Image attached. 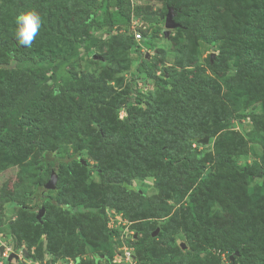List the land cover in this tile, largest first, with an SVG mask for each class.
<instances>
[{"label": "trees", "instance_id": "16d2710c", "mask_svg": "<svg viewBox=\"0 0 264 264\" xmlns=\"http://www.w3.org/2000/svg\"><path fill=\"white\" fill-rule=\"evenodd\" d=\"M164 2L163 12L173 9V20L179 25L177 32L182 31L180 18H189L186 36L219 48V56L212 64L208 61L209 70L220 74L231 68L230 74L221 80L212 78L204 73V68L191 69L195 60L187 58L181 63L180 74L173 75L168 66L163 72L170 73L169 78L163 81L160 74L156 75L158 66L154 61L159 58V65L166 61L158 53L151 59L146 57V49L154 48L164 15L149 12L132 0L0 2V16L4 12L9 20L0 27V53L8 58L0 62V72L8 77L3 69L10 70L12 65L11 69L26 79L30 75L27 88L12 105L0 106V148L16 145L23 150L27 144L36 148L35 174L29 175L37 181L32 189L21 193L34 203L21 210L33 215L31 230L42 229L53 214L62 216L71 226L72 240L67 246L47 247L44 251L48 256L46 264H64L66 257L72 258L73 264H100L101 259L103 264H113L117 248L123 246L132 250L136 264H221L222 255L229 264H264V155L255 153L251 163H238L242 155L252 157L253 151L246 150L248 144H258L264 150V0ZM28 10L39 13L42 27L32 45L24 47L17 42L15 19ZM135 21L147 25L148 32L142 35ZM90 27L96 33L87 36ZM115 29H122L125 34L119 49L123 47L127 67L132 70V89L126 91L121 103L109 99L97 108L107 92H101L103 87L97 79L85 76L91 73L80 77L82 73L74 71V63L82 55L92 56L94 48L101 45V35L111 37ZM135 32H140L139 40L135 39ZM63 43L70 44L64 53L58 49ZM177 53L182 60L184 54ZM35 71H40L39 77ZM49 83L54 85L50 95ZM223 84L225 91L220 89ZM256 105L261 112L256 111ZM121 110L126 113L123 127L109 129V121L119 120ZM246 119L252 130L245 133L242 121ZM42 127L59 130V136L64 138L61 142L68 144L76 142L81 131L86 134L85 145L92 141L98 154L112 152L118 161L108 167H89L82 163L79 149L71 157H59L57 147L50 149L41 139L30 141L32 130ZM205 136L215 137L219 147L215 154L209 152L197 159L196 150L201 146L198 141ZM134 148L139 150L137 154ZM142 156L156 162L148 170L151 175L162 170L184 172L180 195L182 199L183 194L186 196V205L179 204L173 211L165 201L152 202L139 190L130 188L127 179L141 175L132 163L140 162ZM126 159L130 163L122 167ZM72 167L93 169L101 180L98 195L69 192L70 187L82 188L81 184L60 182L61 173ZM52 169L57 173L56 187L46 190L44 185ZM254 176L261 177L262 183L252 194L247 187ZM42 177L44 183L38 181ZM70 177L72 181L76 179ZM117 190H123L138 203L136 214L134 206H121ZM48 191L54 196L45 195ZM0 201L4 202L3 198ZM8 206L14 207L12 201ZM39 206L44 209L41 218L37 217ZM212 208L223 213L220 223L210 222ZM106 210L121 215L126 225L109 229ZM178 211H185L182 216L186 221L179 220ZM27 222L31 221L26 219L22 228L10 231L15 249L21 239H32V232L25 231ZM179 223L183 224L182 229L176 226ZM181 230L185 234L184 250L175 241ZM47 234L51 245H55L54 232ZM80 255L92 258L84 261Z\"/></svg>", "mask_w": 264, "mask_h": 264}, {"label": "rangeland", "instance_id": "374dc122", "mask_svg": "<svg viewBox=\"0 0 264 264\" xmlns=\"http://www.w3.org/2000/svg\"><path fill=\"white\" fill-rule=\"evenodd\" d=\"M2 0H0L1 2ZM132 3L135 5H141V7H144L149 12L156 13L157 15L163 17V21L165 22V18L167 15V12H163V6H164V0H132ZM184 3V2H182ZM185 4V3H184ZM183 4V5H184ZM8 17L4 12L1 13L0 16V27L3 25H6L8 23ZM181 22L180 29L182 31L177 32V30L174 28H165L164 22L161 25V32L157 35V41L154 45V48L152 49H146V57L152 58L155 57L158 53V55L163 58L166 62L165 64L159 65L160 59L155 58L154 64L158 66V70L156 71V75H161V79L163 81H167L169 78V74H165L163 71L168 69L169 67H172L173 75L180 74L183 69L181 68L182 61H184L187 58L194 59L195 62L190 66L191 69H197V68H204V73L206 75L217 78L218 80H221L222 77L226 76L227 74H230L231 68L223 69V71H220V74H213L209 70V64L213 63V61L216 59L217 56H219V48H211L207 44H204L200 42L199 40L194 39L193 36L187 37L185 34V27L189 24V18H180L179 20ZM136 22V21H135ZM175 22V19H174ZM137 25L140 26V32L142 35L144 33L148 32V26L145 25L143 22H136ZM123 29V28H122ZM122 29H115L113 32V36L107 37L105 35H101V45L94 48L91 55H82L75 63V72L82 73L80 77L83 76L84 73H91L87 74L85 76L91 77L93 80L94 78L97 79V83L103 87L101 92L106 91L107 95H105V98H102L99 100V104L97 106L100 107L101 103H108L109 99L110 101L114 100L118 103L122 102L123 96L125 95L126 91L128 89H132L131 87V72L132 70H129V67H127V55L124 52L123 47L119 49V45L121 41L125 40ZM139 32V33H140ZM96 30L94 27H90L89 31L87 33V36H91L92 34H95ZM179 41V44H177ZM5 44L7 42V39L4 41ZM223 46V44H222ZM70 47V44L63 43L58 49H60L63 53L67 52ZM193 49V51L191 50ZM116 52V53H115ZM177 52H180L183 56L182 60L179 58V54ZM213 55V56H212ZM134 60L137 59V57L133 58ZM8 60L7 56L2 55L0 53V62ZM9 63V61H8ZM163 65V66H162ZM9 66L10 70H5L6 76H4V73L0 72V106H9L12 105V102L14 101L15 97H17L19 94L22 93V91L27 88V85L29 83L28 78H30V75H27L24 77L21 72L15 71ZM31 74V73H30ZM35 76H40V71L34 72ZM83 76L82 78H84ZM98 76V77H96ZM171 79V78H170ZM20 80V81H17ZM77 82H73L72 85L75 87H78L76 85ZM53 84L49 83L48 94L50 95L53 90ZM80 87H83L82 82L80 81ZM150 87V85L148 86ZM220 89L222 91H225L224 84L220 86ZM100 92V93H101ZM259 106L256 105V111L261 112V109L258 108ZM31 114L36 117L35 112H31ZM97 114V113H96ZM126 116V113L121 110L118 115V119L115 120L111 119L108 123L109 129H119L123 127L122 120ZM242 128L243 131L250 132L252 130L251 122L246 119L242 121ZM241 128V129H242ZM85 136L86 134L79 132V137L76 142L72 141L71 144L68 143H62L64 141V138L62 136H59V130H55L54 127H51V129H48L45 127L39 128L36 130H32V138L30 141L35 139H41L43 144L47 146L50 149H53L57 147V152L59 157H71L73 155L74 151L76 149H79V156L81 159L85 162V165L88 164L89 167H95L98 165H105L110 166L113 163L117 162V154L113 155V153L109 154H98L95 149L92 147L94 145V142L90 141V143L85 145ZM90 136V135H89ZM81 137V138H80ZM59 138V140H58ZM83 138V139H82ZM207 138V141L203 143L201 140ZM201 140L198 141V143L201 145L197 147V159H203L204 154L213 152L216 153L215 150L218 149L219 144L215 143V137L210 138L208 136L203 137ZM62 141V142H61ZM201 141V142H200ZM195 145V144H193ZM192 145V146H193ZM16 145H9V146H2L0 148V199L3 198L4 202L0 201V207L3 208L2 212L0 209V246L4 247V255L0 257V264H4V260H6L7 257H9L10 253L14 254V257H12L11 262H7V264H46L48 261V256L45 254L44 251L47 249V247L52 246H67L69 241L72 240L70 238L69 233L71 226L67 223L66 220H63L62 216L53 214L50 215V220L47 224H44L42 229L40 227H34L31 230L32 226V220L33 215H27V213H23V208H31L34 206V203L30 200H26L21 196V193L23 190H30L33 188L35 182L37 181V178L31 177L29 173L31 172L33 175L35 174V171L33 169L34 161H36L37 154L35 152V147L27 144L25 145V148L23 150H20V146ZM194 147V146H193ZM247 153L248 150H252V157L250 155H242L239 158L238 163L239 164H249L252 162L253 157L256 153V155L261 156L264 155V150L258 145L251 146L248 144L246 147ZM135 149V148H134ZM221 149V148H220ZM136 154L139 152L138 149H135ZM142 154V153H141ZM107 157H104V156ZM134 155V154H133ZM79 157V158H80ZM104 157V158H103ZM106 159V160H105ZM130 162L128 159L122 161V167H127ZM132 164H135L136 168L141 170V175L136 177H131L130 179H127L128 183L131 185V189L139 190L141 193L146 195V197H149V200L154 202H163L165 201L167 205H171L174 209H178L179 204L186 205L187 198L183 194V199L181 198V181H183V173L180 170L178 172L170 171V170H162L159 172H156L154 174H149L148 170L155 166L156 162L150 161L149 158L142 156L141 161L133 162ZM121 170V169H120ZM120 171L116 173V175L119 174ZM126 172H124L125 174ZM71 176H74L76 179H74V183L72 184ZM42 180V181H41ZM38 181L44 183L43 177L38 178ZM62 183H69L71 186L81 184L82 188L79 190H73V188L70 187L69 192H83L85 191L86 195H93L99 192L101 180L99 176L91 169L90 171H82L78 167H72L71 169L64 170L61 173V181ZM47 183V182H46ZM45 183V184H46ZM262 183V178L259 176H254L253 179L248 183V192L254 193L256 191V188L258 185ZM161 187L159 188L158 186ZM117 195L120 197L122 203L121 206H125L128 209H131V206H134V212H136L139 209V206L137 205L136 201H132L133 197H130L126 192L123 190H117ZM82 194V193H79ZM131 194V193H130ZM45 195H51L54 196V192L48 191ZM84 195V194H83ZM82 195V196H83ZM79 197V195H78ZM160 199V200H159ZM181 199V200H180ZM12 201L14 204V207L8 206L9 202ZM180 201V202H179ZM217 209V208H216ZM110 213V217L112 216V211L106 210ZM114 212V211H113ZM133 213V211H130ZM185 211H178L177 217L184 221H186V217L182 216V214ZM209 220L210 222H216L220 223L223 217V213L215 212V209L212 208L210 211ZM59 216V217H58ZM117 216V215H116ZM114 217V215L112 216ZM119 217V216H117ZM26 219H29L31 222L25 223V228H27L25 231L27 234L32 232L31 240L26 241L25 238L21 239L19 244L17 245V248L15 249V243L12 241L10 231L11 229H15L16 227L22 228V223L25 222ZM151 223L156 224L157 222L155 220H151ZM175 222V221H174ZM173 222V223H174ZM120 223L125 224V220L123 218L120 219ZM178 226L180 229L183 228V224L179 223ZM30 231H29V230ZM54 232L56 235V242L53 243L55 245H51L52 241H49V236L47 232ZM37 232H40L41 235L37 237ZM57 232V234H56ZM159 232L156 233L158 235ZM176 237V244L179 246L181 244H185V234L184 231H178V234ZM187 245V244H186ZM187 247V246H186ZM185 247L183 248V250ZM44 255V256H43ZM82 259L85 261L86 259L92 258L91 255H80ZM15 257H17L15 259ZM41 258V259H40ZM221 264H229L227 259L225 258V255L220 256ZM72 258L66 257L64 259L65 264H72L71 262ZM234 263V259H232ZM104 261L101 259L100 264H103Z\"/></svg>", "mask_w": 264, "mask_h": 264}, {"label": "clouds", "instance_id": "9594fccd", "mask_svg": "<svg viewBox=\"0 0 264 264\" xmlns=\"http://www.w3.org/2000/svg\"><path fill=\"white\" fill-rule=\"evenodd\" d=\"M15 24V35L18 44L20 46L30 47L35 41V38L39 35L42 27V19L39 13L35 10L22 12L16 17Z\"/></svg>", "mask_w": 264, "mask_h": 264}, {"label": "water", "instance_id": "95a60500", "mask_svg": "<svg viewBox=\"0 0 264 264\" xmlns=\"http://www.w3.org/2000/svg\"><path fill=\"white\" fill-rule=\"evenodd\" d=\"M173 18H174L173 9L170 7L168 9V12H167V15H166V18H165V22H164L165 28H167V29L168 28H173L174 29V28H177L179 26L177 23L174 22ZM201 141L203 143H205L207 141V138H204ZM82 163L85 165V162L83 160H82ZM56 183H57V173H56L55 169H52L51 174H50V179L44 185V189H46V190H54L55 187H56ZM38 208H39V210H38V216L37 217L41 218L43 216V214H44V209L41 206H39ZM156 233H157V230L155 231V234ZM181 247L184 248V245L181 244ZM3 253H4V247L0 246V257L3 256ZM236 255H237V253H236ZM12 257H14V254L10 253L9 257L6 258V261L7 262H11ZM16 258L17 257H15V259ZM230 259L232 260L233 257L230 256Z\"/></svg>", "mask_w": 264, "mask_h": 264}, {"label": "built area", "instance_id": "2783aa9c", "mask_svg": "<svg viewBox=\"0 0 264 264\" xmlns=\"http://www.w3.org/2000/svg\"><path fill=\"white\" fill-rule=\"evenodd\" d=\"M141 38V34L139 32H135V39L139 40ZM114 215V217H112ZM119 217H117V216ZM109 221H108V225L107 227L109 229L112 228H118L120 227L121 223H120V219L122 218L121 215L116 214L115 212L112 211V216L110 217V213H109ZM125 224H122V226H125ZM113 264H136V258L134 257V255L132 254V250L128 249L127 246H123L121 248H117L116 250V254L113 257Z\"/></svg>", "mask_w": 264, "mask_h": 264}]
</instances>
